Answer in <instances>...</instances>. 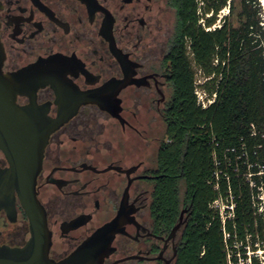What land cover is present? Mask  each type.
<instances>
[{"label": "flooded vegetation", "instance_id": "flooded-vegetation-1", "mask_svg": "<svg viewBox=\"0 0 264 264\" xmlns=\"http://www.w3.org/2000/svg\"><path fill=\"white\" fill-rule=\"evenodd\" d=\"M175 27L170 0H0L4 71L56 56L58 84L39 87L35 100L68 117L51 132L37 178L45 235L34 239L17 190L0 199V246L15 264H185L189 206L175 224L152 212ZM15 101L29 105L32 95ZM9 166L0 148V173Z\"/></svg>", "mask_w": 264, "mask_h": 264}, {"label": "trees", "instance_id": "trees-1", "mask_svg": "<svg viewBox=\"0 0 264 264\" xmlns=\"http://www.w3.org/2000/svg\"><path fill=\"white\" fill-rule=\"evenodd\" d=\"M170 3L176 10L170 50L174 94L152 212L175 224L189 206L181 248L185 264H264L263 4ZM198 88L215 95L213 102L203 106ZM231 195L234 214L224 220L211 204Z\"/></svg>", "mask_w": 264, "mask_h": 264}, {"label": "water", "instance_id": "water-1", "mask_svg": "<svg viewBox=\"0 0 264 264\" xmlns=\"http://www.w3.org/2000/svg\"><path fill=\"white\" fill-rule=\"evenodd\" d=\"M5 56L0 38V148L10 162V166L0 173V199L9 195L13 197L18 191L30 215L34 239L37 240L47 230L46 212L37 195L38 174L51 132L68 117L49 116L35 100L39 87L48 83L56 87L58 84L54 72L56 56L40 59L11 72L4 71ZM19 92L30 93L32 102L18 106L15 99ZM11 254L12 249L8 245L0 246V264H15ZM66 262L58 264H69Z\"/></svg>", "mask_w": 264, "mask_h": 264}, {"label": "built area", "instance_id": "built-area-1", "mask_svg": "<svg viewBox=\"0 0 264 264\" xmlns=\"http://www.w3.org/2000/svg\"><path fill=\"white\" fill-rule=\"evenodd\" d=\"M226 9L229 10L228 7H226ZM197 94H198L199 101L203 104V106H207L211 102H213L214 96H215L214 95V96L209 97L207 93L201 88L197 89ZM260 197L263 198L264 200L263 192L260 194ZM211 205L219 209L221 216L225 220L227 216L234 214L236 202L234 201V198L231 195L230 197H227V198H223V197L216 198L215 200H213ZM261 209L264 210V202L261 205Z\"/></svg>", "mask_w": 264, "mask_h": 264}, {"label": "rangeland", "instance_id": "rangeland-1", "mask_svg": "<svg viewBox=\"0 0 264 264\" xmlns=\"http://www.w3.org/2000/svg\"><path fill=\"white\" fill-rule=\"evenodd\" d=\"M261 2H262V4H263V12H262V23H263V25H264V0H261ZM228 12V10L225 8V9H222L221 11H220V16H219V18H218V20H217V22H216V24H219V23H221V16L222 15H224V14H226ZM216 24H214L213 26H215ZM200 71H198V76L200 77V79H202V76L200 75ZM200 79H199V81H200ZM155 149H157V147L155 146ZM153 161H155V159H156V154H154L153 155Z\"/></svg>", "mask_w": 264, "mask_h": 264}]
</instances>
